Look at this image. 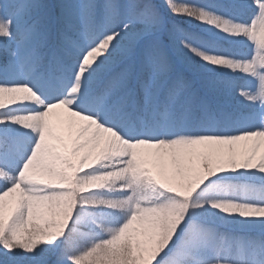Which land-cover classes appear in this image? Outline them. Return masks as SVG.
<instances>
[{"label":"snow or ice","instance_id":"obj_1","mask_svg":"<svg viewBox=\"0 0 264 264\" xmlns=\"http://www.w3.org/2000/svg\"><path fill=\"white\" fill-rule=\"evenodd\" d=\"M0 264H264V0H0Z\"/></svg>","mask_w":264,"mask_h":264}]
</instances>
